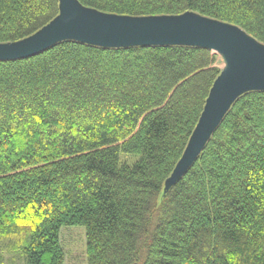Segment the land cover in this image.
Wrapping results in <instances>:
<instances>
[{"label": "trees", "instance_id": "16d2710c", "mask_svg": "<svg viewBox=\"0 0 264 264\" xmlns=\"http://www.w3.org/2000/svg\"><path fill=\"white\" fill-rule=\"evenodd\" d=\"M146 16L194 11L264 43V0H80ZM59 0H0V42L27 37ZM205 47L64 40L0 60V252L66 264H264V90L241 95L169 189L222 68ZM133 157L132 161L122 159Z\"/></svg>", "mask_w": 264, "mask_h": 264}, {"label": "water", "instance_id": "95a60500", "mask_svg": "<svg viewBox=\"0 0 264 264\" xmlns=\"http://www.w3.org/2000/svg\"><path fill=\"white\" fill-rule=\"evenodd\" d=\"M59 1V14L41 29L20 40L0 42V60L26 58L70 39L104 47L197 46L222 55L225 65L181 159L166 179V189L199 157L232 104L244 93L264 90V43L239 25L194 11L135 16L101 11L80 0Z\"/></svg>", "mask_w": 264, "mask_h": 264}, {"label": "rangeland", "instance_id": "374dc122", "mask_svg": "<svg viewBox=\"0 0 264 264\" xmlns=\"http://www.w3.org/2000/svg\"><path fill=\"white\" fill-rule=\"evenodd\" d=\"M219 67L223 68L225 61L218 54ZM122 159L132 161L133 157L123 155ZM61 242L66 252V264H88L86 230L81 225L63 226L61 229ZM25 258L19 251L0 252V264H25Z\"/></svg>", "mask_w": 264, "mask_h": 264}]
</instances>
